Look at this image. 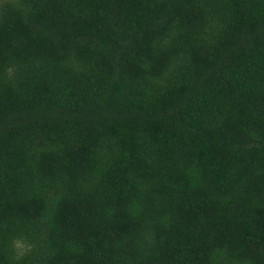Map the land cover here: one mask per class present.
Instances as JSON below:
<instances>
[{
    "label": "trees",
    "instance_id": "1",
    "mask_svg": "<svg viewBox=\"0 0 264 264\" xmlns=\"http://www.w3.org/2000/svg\"><path fill=\"white\" fill-rule=\"evenodd\" d=\"M0 264H264V0H0Z\"/></svg>",
    "mask_w": 264,
    "mask_h": 264
},
{
    "label": "clouds",
    "instance_id": "2",
    "mask_svg": "<svg viewBox=\"0 0 264 264\" xmlns=\"http://www.w3.org/2000/svg\"><path fill=\"white\" fill-rule=\"evenodd\" d=\"M11 247L15 252L17 258H21L24 255L31 252L33 245L22 237L13 238L11 241Z\"/></svg>",
    "mask_w": 264,
    "mask_h": 264
}]
</instances>
